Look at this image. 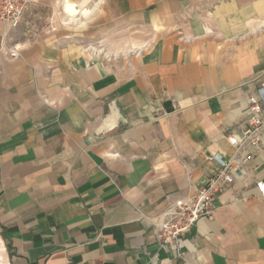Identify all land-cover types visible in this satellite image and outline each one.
<instances>
[{
    "label": "crops",
    "instance_id": "crops-1",
    "mask_svg": "<svg viewBox=\"0 0 264 264\" xmlns=\"http://www.w3.org/2000/svg\"><path fill=\"white\" fill-rule=\"evenodd\" d=\"M31 10L0 24V264H264V145L212 219L178 246L157 238L215 156L239 158L228 137L264 86V0Z\"/></svg>",
    "mask_w": 264,
    "mask_h": 264
},
{
    "label": "built area",
    "instance_id": "built-area-1",
    "mask_svg": "<svg viewBox=\"0 0 264 264\" xmlns=\"http://www.w3.org/2000/svg\"><path fill=\"white\" fill-rule=\"evenodd\" d=\"M90 3L102 0H77ZM34 0H0V24L7 30L16 28L32 10ZM78 9L79 6H77ZM229 143L238 151L239 158L225 159L215 156L218 170L195 196L181 199L162 215L157 223V238L163 246H178L183 239L202 219H212L218 195L229 185L234 184L232 170L252 159V150L264 145V86L248 97V118L245 128L239 135L228 137ZM264 200V182L256 184Z\"/></svg>",
    "mask_w": 264,
    "mask_h": 264
},
{
    "label": "rangeland",
    "instance_id": "rangeland-1",
    "mask_svg": "<svg viewBox=\"0 0 264 264\" xmlns=\"http://www.w3.org/2000/svg\"><path fill=\"white\" fill-rule=\"evenodd\" d=\"M65 0H63V2H64ZM107 0H102V1H100V2H96V3H90V4H87L86 5V3L84 2H79L80 3V5L79 4H77V6H79V8L81 9V8H86L88 11H89V16L87 17V18H82V20L83 21H85L86 19H89V18H91L93 15V13H94V8H95V6H98V5H100V4H104L105 2H106ZM32 12V11H31ZM30 12V13H31ZM59 12L61 13V12H63L60 8H59ZM63 15L64 14H62V17H63ZM78 17H80V16H78ZM36 20H32V26L33 27H35V26H42V27H44V26H46L47 24H49V22L47 21V20H45V19H43V18H41V17H39V18H35ZM37 20H39V24H38V22H37ZM82 20H80L79 21V23L77 22V23H70V24H68V26L69 27H71V28H80L81 27V25L83 24L82 23ZM49 26H51V24H49Z\"/></svg>",
    "mask_w": 264,
    "mask_h": 264
},
{
    "label": "bare ground",
    "instance_id": "bare-ground-1",
    "mask_svg": "<svg viewBox=\"0 0 264 264\" xmlns=\"http://www.w3.org/2000/svg\"><path fill=\"white\" fill-rule=\"evenodd\" d=\"M65 3L67 4V6H70V3H75V11L78 15H81V14H84L87 12V9L84 7V8H81V9H78L77 8V4L80 5V3L77 1V0H65Z\"/></svg>",
    "mask_w": 264,
    "mask_h": 264
}]
</instances>
